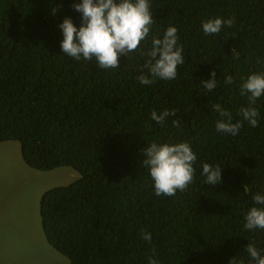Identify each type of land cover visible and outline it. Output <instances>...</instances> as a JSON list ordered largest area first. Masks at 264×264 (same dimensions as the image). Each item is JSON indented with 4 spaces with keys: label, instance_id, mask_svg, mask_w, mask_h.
<instances>
[{
    "label": "trees",
    "instance_id": "1",
    "mask_svg": "<svg viewBox=\"0 0 264 264\" xmlns=\"http://www.w3.org/2000/svg\"><path fill=\"white\" fill-rule=\"evenodd\" d=\"M80 2L0 0V143L19 142L33 170L70 167L81 176L42 196L47 242L70 264H148L153 249L159 264H229L237 255L247 264L249 243L264 249V230L243 227L252 194L264 190V96L259 126L244 121L236 136L217 131L212 106L242 120L248 98L239 86L264 72V0H151L150 36L112 69L62 52L59 25L65 17L81 24ZM212 17L234 24L206 35L202 21ZM169 25L179 29L185 62L176 79L141 84L151 39ZM213 70L217 88L208 92L201 79ZM164 109L177 111L178 127L172 117L151 119ZM153 141L191 144L196 171L185 191L155 195L141 151ZM204 163L222 166V182L204 183Z\"/></svg>",
    "mask_w": 264,
    "mask_h": 264
},
{
    "label": "clouds",
    "instance_id": "2",
    "mask_svg": "<svg viewBox=\"0 0 264 264\" xmlns=\"http://www.w3.org/2000/svg\"><path fill=\"white\" fill-rule=\"evenodd\" d=\"M73 8L81 13V24L77 26L72 17H65L59 25L63 34L62 52L76 60L95 59L101 69L119 68L120 58L139 50L141 43L150 36L155 23L151 0H82L80 3H75ZM52 11L55 14L57 8H53ZM233 24L232 18L212 17L202 21V30L206 35H213L220 33L224 26L231 27ZM178 31L177 27L169 25L162 38L152 37L151 48L145 53L148 59L141 69V74L137 76L141 84L151 85L157 79H176L179 66L185 62L184 47L179 43ZM232 53L238 58L239 53L236 48L232 49ZM144 69L147 71L145 72ZM201 81L208 92L215 90L216 71L211 72V79H201ZM233 82L231 75L225 77L226 84ZM239 88L240 94L248 98V106L240 109L242 120L234 123L232 114L219 103L212 106L219 115L216 122L218 132L236 136L243 127L244 121L252 127L259 126V110L255 105L257 100L264 96V72L250 74ZM176 114L175 109H164L160 113L153 110L151 119L163 125L169 117H172L173 125L178 127L180 118H176ZM141 151L144 156L142 166L148 169L154 182L155 195L175 196L177 191H185L194 181L197 154L189 142L169 144L153 141ZM202 175L206 178L205 184L216 185L223 179L222 166L204 163ZM244 192L251 193L248 185L244 186ZM252 201L253 206L244 215L243 227L251 231L264 230V190L252 194ZM142 239L151 243V233L143 232ZM243 251L247 253V264H264V249L249 243ZM154 256L153 249L148 264H159ZM229 264H245V261L237 255L229 261Z\"/></svg>",
    "mask_w": 264,
    "mask_h": 264
},
{
    "label": "rangeland",
    "instance_id": "3",
    "mask_svg": "<svg viewBox=\"0 0 264 264\" xmlns=\"http://www.w3.org/2000/svg\"><path fill=\"white\" fill-rule=\"evenodd\" d=\"M79 178L70 167L33 170L25 164L19 142L0 143V264H70L47 242L40 200L46 191Z\"/></svg>",
    "mask_w": 264,
    "mask_h": 264
}]
</instances>
